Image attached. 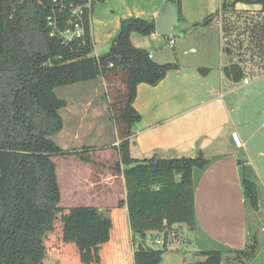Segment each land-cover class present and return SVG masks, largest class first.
Wrapping results in <instances>:
<instances>
[{
	"label": "trees",
	"instance_id": "trees-1",
	"mask_svg": "<svg viewBox=\"0 0 264 264\" xmlns=\"http://www.w3.org/2000/svg\"><path fill=\"white\" fill-rule=\"evenodd\" d=\"M261 3L264 0H248ZM87 0H0V264H232L222 251H180L164 243L145 244L148 232L165 233L176 224L195 230L193 170L209 160L196 156L134 158L131 136L141 128L134 107L141 83L158 85L175 63H158L149 51L136 47L133 32L150 35L153 21L130 17L121 20L110 49L94 54L91 12L84 9L83 34L66 42L62 32L75 21L73 9ZM95 2V1H94ZM181 18L182 0H168ZM229 4L224 1L222 9ZM209 16L204 23H210ZM235 81L240 66L224 68ZM103 75L121 81L116 97L120 142L114 166L125 177L129 230L136 234L133 250L128 230L117 234L113 219L94 206H60L61 190L54 156L75 155L90 162V154L65 150L52 135L64 128L60 113L67 101L58 87L87 82ZM243 192L258 207L256 183L242 178ZM258 235L235 255L254 257ZM226 259V261L224 260ZM225 261V262H224Z\"/></svg>",
	"mask_w": 264,
	"mask_h": 264
},
{
	"label": "crops",
	"instance_id": "crops-1",
	"mask_svg": "<svg viewBox=\"0 0 264 264\" xmlns=\"http://www.w3.org/2000/svg\"><path fill=\"white\" fill-rule=\"evenodd\" d=\"M224 1L229 4L226 9H222ZM167 5L168 0H108L92 7L94 54L109 50L122 19L136 17L155 23ZM209 16L214 18L204 23ZM173 29L181 33L175 36L180 37L179 42L157 31L147 36L131 35L136 47L162 62L170 60L173 53L178 60L182 54L196 56L193 62L175 63L177 67L170 69L158 85H138L134 107L141 115V128L133 131L130 152L138 159L196 156L199 152L208 156L204 168L193 170L195 250L226 254L244 251L254 235L262 237L264 6L248 0H182L181 18ZM193 33L197 34L196 42L191 44L187 37ZM231 64L241 68L239 81L224 72ZM96 152L107 157L103 167L93 170L91 161L82 160L90 168L80 176L78 168L71 169L68 195L72 197L83 187L94 189L87 199L92 204L71 207H97L113 219L115 231L122 232L130 222L127 207L117 205L127 199L125 177L114 169L119 154L115 148ZM247 168L255 179L247 171L245 174ZM243 177L257 185V208L243 192ZM111 204L114 206L108 209Z\"/></svg>",
	"mask_w": 264,
	"mask_h": 264
},
{
	"label": "rangeland",
	"instance_id": "rangeland-1",
	"mask_svg": "<svg viewBox=\"0 0 264 264\" xmlns=\"http://www.w3.org/2000/svg\"><path fill=\"white\" fill-rule=\"evenodd\" d=\"M107 1L108 0L95 1L93 3V9L97 5L106 3ZM135 33L141 36H147L139 32ZM196 36L197 34L194 33L193 35H188L187 42H191V44L196 42ZM174 39L179 42L180 37H174ZM195 56L196 55L193 53L186 56L182 54L179 55V60L182 62H186L188 60L193 62L195 60ZM170 57V60H165L163 62L158 60L157 56L154 60L162 63H166L167 61V63H177L179 61L174 53L170 54ZM123 86L124 85L121 81H113L110 83L103 75H100L98 78L91 81L62 86L56 89L57 95L67 101L66 108L62 110L65 126L63 133L55 134L51 137L59 146L65 148L66 150H81L83 148H89V150L84 152H89L90 158L92 159L91 168L93 170L102 168V162L107 158L104 153L100 155L99 152L96 151L113 149V145L115 143L119 144L121 140L120 128H122L123 125H119L117 122L118 112L114 107V103H117L116 97L123 91ZM93 148L98 149L96 150ZM205 158H208V156H205ZM53 160L57 166V176L62 197L59 205L63 207H71L74 205L91 203L88 202L87 199H90L88 198L90 193H95L94 189L87 191V189L83 187L72 195V197L68 196L70 194L69 185L71 184V169L73 171L78 168L80 170L78 173L80 176L86 175L88 173L87 169L90 167H87L82 160L74 157L73 155H58L54 156ZM246 171L252 179H255L248 168L245 169V174ZM84 172H86V174ZM112 206H114V204L108 206V209H111L110 207ZM108 209L106 211L107 215L110 214ZM257 223L258 221L256 219V227ZM126 230H128L130 245H132V248H136L138 246V240L140 241V239H138L136 234L132 233L128 227ZM122 232L118 229V232L116 233L121 234ZM155 237H157V239ZM158 240L160 241L159 243L157 242ZM194 240L195 235L190 230L173 228L168 231L167 238H165L164 232L150 233L146 240V245L157 249L161 248L166 241V243H168V247H176L180 251H196ZM259 242V247L254 257H248L246 255L238 256L226 253L224 257H227L232 264H264L263 235L259 239ZM224 260L226 261V259ZM223 264H226V262Z\"/></svg>",
	"mask_w": 264,
	"mask_h": 264
},
{
	"label": "built area",
	"instance_id": "built-area-1",
	"mask_svg": "<svg viewBox=\"0 0 264 264\" xmlns=\"http://www.w3.org/2000/svg\"><path fill=\"white\" fill-rule=\"evenodd\" d=\"M94 1L97 0H87L86 4L78 5L73 9L72 16L75 17V21L68 20L70 27L66 28L62 32V36L64 37L66 42H70L74 38H79L82 36L83 26L82 23L80 22L81 16L84 13V9L92 10ZM245 81L247 82L248 80L245 79ZM259 233L264 236V212L259 226ZM157 242L159 243L160 241L158 240Z\"/></svg>",
	"mask_w": 264,
	"mask_h": 264
},
{
	"label": "water",
	"instance_id": "water-1",
	"mask_svg": "<svg viewBox=\"0 0 264 264\" xmlns=\"http://www.w3.org/2000/svg\"><path fill=\"white\" fill-rule=\"evenodd\" d=\"M178 24V13L172 3H168L163 14L156 18V31L162 35L175 37L180 36L181 33L173 29ZM188 229L186 224H176L174 228ZM182 228V229H183ZM189 230V229H188Z\"/></svg>",
	"mask_w": 264,
	"mask_h": 264
}]
</instances>
